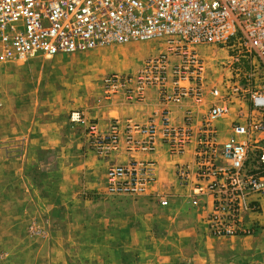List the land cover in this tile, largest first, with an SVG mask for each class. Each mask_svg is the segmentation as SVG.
Listing matches in <instances>:
<instances>
[{
  "label": "built area",
  "instance_id": "1",
  "mask_svg": "<svg viewBox=\"0 0 264 264\" xmlns=\"http://www.w3.org/2000/svg\"><path fill=\"white\" fill-rule=\"evenodd\" d=\"M150 41L161 49L137 72L102 77L106 100L142 103L155 88L164 106L188 100L192 107L180 125L166 107L145 124L114 119L106 129L80 110L70 113L69 122L108 163L107 195L171 206L170 195L156 189L157 162L141 158L156 152L160 139L172 156L191 153L176 163L177 187L206 233L253 236L254 216L264 211V0H0V62ZM206 48L229 52L232 64L248 62L244 81L237 70L210 86ZM206 92L212 102L198 118L194 108L206 106ZM234 105V137L223 142L218 123Z\"/></svg>",
  "mask_w": 264,
  "mask_h": 264
},
{
  "label": "rangeland",
  "instance_id": "2",
  "mask_svg": "<svg viewBox=\"0 0 264 264\" xmlns=\"http://www.w3.org/2000/svg\"><path fill=\"white\" fill-rule=\"evenodd\" d=\"M159 49L160 42L150 41L52 58L36 56L0 62V264H232L231 245L260 247L258 264H264V211L254 216L258 225L253 236L213 238L206 233L202 217H197L199 211L190 203L177 201L172 209H166L150 199L144 202L110 197L105 191L101 168L95 177L101 195L97 191L77 194L79 203L74 206V217L64 212L66 198L59 200L60 209L39 213L41 199L66 195L65 188L57 185L61 179V183L66 180V167L77 168L94 153L84 130L69 122L70 113L84 112V105L106 100L101 79L114 73L113 67L132 73ZM202 53L211 61L210 86L219 85L231 73L236 77L237 70L238 80L243 82L250 72L248 62L232 64L225 50L206 48ZM115 58L119 59L118 65H101L104 61L112 63ZM236 113L231 112L223 119L234 118ZM32 116L43 123V134L51 132L50 123L58 124L61 144L55 149L38 151L37 159L27 164L26 178L31 180L30 185L23 186L9 172V168L17 169L18 156H8L5 151L11 144L18 154L23 144L7 142L4 133L9 130L16 134L22 120ZM57 169L59 173H55ZM95 197L102 200L106 197L111 203L96 210L95 204L85 203ZM115 212L121 215L116 226ZM113 226L119 228L117 234L109 233L114 231ZM253 253L249 256L252 260Z\"/></svg>",
  "mask_w": 264,
  "mask_h": 264
},
{
  "label": "crops",
  "instance_id": "3",
  "mask_svg": "<svg viewBox=\"0 0 264 264\" xmlns=\"http://www.w3.org/2000/svg\"><path fill=\"white\" fill-rule=\"evenodd\" d=\"M118 60H119L118 58H115V60L112 63L111 62L107 63L104 61L105 63L102 62L101 65L105 67H108L109 65L111 66L118 65L119 64ZM114 68L115 67H113L112 69V71L114 72L129 73L122 69H114ZM139 69H137L136 71L132 73L137 72ZM110 71L111 69H109L107 72H110ZM103 72H106V71H102L101 73ZM205 101H206L205 103L206 106L194 108L196 110V116H198V118H202V116L206 114V112L208 111V108L210 107L209 105L212 102V98L209 92H206L205 94ZM166 107H168L171 110L173 124L180 125L183 123L185 111L188 108H191L192 105L190 101L185 100L181 104L164 106L161 103L158 90H156L155 88H150L147 92L146 99L142 103H131L127 101L125 98L120 97V98H117L115 100H110V101L101 99L99 101H95L93 104L84 105L83 109H84V113L88 117L92 119H97L101 127L103 129H106L108 125L114 119H118L121 122L132 120L133 122H136V123L145 124L152 117H158L157 115H159L163 111V109H165ZM237 110H238L237 105H234L232 108V112L238 113ZM243 112H245V110H243ZM237 113L235 114V117ZM235 117L223 119L219 121L218 129H219V135H220L221 141L224 142V141L229 140L231 137H234V134L230 128V125H231V122L235 119ZM38 120L39 119H35L34 116L30 117L29 119L25 118L24 120H22L23 121L22 124L18 127L16 134H12L11 132H8L9 130L6 131L8 132V134H5L6 132L4 133L6 140H8L7 142L18 141L19 143L23 144L22 150L19 151L18 154L15 153L16 149L13 148L14 145L9 144L5 147L6 148L5 151L7 152L8 156H10V154L12 155L14 154L18 156L17 157V160H18L17 169L9 168L10 170L9 172H11V174L13 172V174L17 176L18 185H21V184L23 186L30 185L31 180L28 177L26 178L27 164L37 159L38 151H40L41 149H55L59 147L61 144V138H60L61 136L59 137V125L58 124L55 125V123H50L51 132L43 134L42 128L44 125L41 121L38 122ZM8 125L9 124L7 121V126ZM47 125L48 124H46L45 126ZM4 135L2 136V138L4 137ZM96 157L97 156L94 153H92V154H89L88 162H85L83 165H80L77 168H74L73 166L66 167V175H65L66 180H64V183H61L62 182V179H61L57 183V185L61 184L60 186H63L65 188L66 195L64 196L56 195L58 196V198L53 196V197L41 199L42 203L40 206L41 210H39V213H42V215H44L45 213H49L52 210L60 209L59 200H61L62 198H66L67 202L65 203L67 205H66V210L64 212H66L67 216L71 215L72 217H74L76 214L74 206L77 203H79V200L77 199V196H78L77 194L81 193L83 195V194L92 193V192L94 194L97 191L96 192L97 195H101L100 191L98 192V190H100L99 180L95 178L96 176H99L98 169L100 168L103 169V181H104V187L106 191L107 166L104 162L99 161ZM191 157H192L191 153H187L183 157H176V156L170 155L168 151L166 150V147L162 144L160 139H159V144H158V148L156 152H154L153 154L141 156V158L143 159L153 160V161H156L158 164L159 181L156 186V189L160 194H163V193L169 194L171 197V208H166V209H172L173 204L177 203V201H182L181 202L182 204L189 203V200L187 198L182 197V194H181L182 191L180 190V188L177 187L175 166H176V163L188 161L191 159ZM130 159H131L130 157L120 156L119 161L126 162ZM55 173H59L58 169L55 170ZM105 198H103L102 200V199H98L97 197H95V199L85 201V203L95 204L93 206H95L96 207L95 209L98 210L99 209L98 207L105 206L111 203V201H107V199ZM140 200H143L145 202L149 199L140 198L137 201H140ZM35 203H38V201L35 200ZM60 205H63V204L60 203ZM42 206H44L45 208ZM25 209L24 211H26ZM117 213L116 212L114 213L115 216L113 219L115 226L117 222L121 221V215ZM197 217H199V219L201 218L200 212L199 214L197 213ZM101 218H105V217H101ZM115 226H113L114 231L108 230V232L110 231L109 233L117 234L119 231V228L116 230ZM231 249H232V252L234 253L230 252L233 254V258H232L233 260L232 262H229V263L234 264L235 262V264H251V263L258 264V261H260V257H259L260 247L254 248V249L252 247L249 248L247 246L238 248L235 245H231ZM252 251L254 252L253 260L249 257Z\"/></svg>",
  "mask_w": 264,
  "mask_h": 264
}]
</instances>
